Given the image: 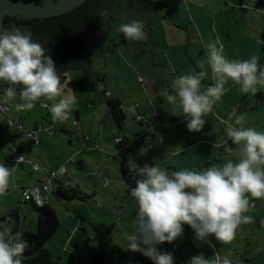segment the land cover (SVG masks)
Here are the masks:
<instances>
[{"label":"rangeland","instance_id":"rangeland-1","mask_svg":"<svg viewBox=\"0 0 264 264\" xmlns=\"http://www.w3.org/2000/svg\"><path fill=\"white\" fill-rule=\"evenodd\" d=\"M154 2L163 15L155 17L151 24L142 18L141 7L138 10L124 4L121 7L115 4L102 16L99 29L89 39L94 45L87 46L90 65L101 83L95 82L83 69L64 71L66 79L61 87L64 95L75 97L76 103L64 121L67 131L58 128L47 137L43 135L45 131L40 130L43 142L38 147L43 156L37 147L29 146L28 136L9 126L6 116L0 115V164L13 169L8 190L0 195L1 216L7 217L21 207L25 225L31 228L36 223L37 212L22 196V189L36 185L45 174L35 172L32 163L55 168L67 162L69 177L77 179L76 184L87 194L85 198L73 200L49 194L46 200L59 219V227L46 247L59 264H153L141 252L128 248L129 237L138 232L139 209L138 202L130 195V188L136 184L126 167L129 158L140 167L147 163L169 173L222 167L229 160L235 163L243 147V142L234 145L229 140L225 144V122L235 126L238 116H243L246 128L249 123H245V118L255 128L264 122V103L256 106L253 103L256 94L243 93L240 85L231 80L225 85L230 90L204 116L206 122L199 132L188 130V117L183 115L179 102L172 104L163 95L165 90L175 95L174 79L200 71L198 62L201 61L208 73L201 82V90L213 83L207 64L210 41L218 39L230 60L258 56L261 64L264 60V0H244L243 7L239 6V0ZM132 20L144 22L146 40H127L118 31L122 23ZM20 87L11 104V115L23 117L27 129L28 121H43V117H49L44 125L52 121L48 110L54 101L45 97L39 98L31 110L15 109L14 105L20 102ZM245 94L246 102H243ZM110 97L120 99L127 115L121 128L109 116L107 100ZM44 103H49L50 107L44 108ZM136 103L140 104V111L146 112L144 121L132 115ZM151 110L161 115L160 123ZM86 136L100 148L89 149ZM116 136L126 140L129 149L119 148ZM195 141L200 142L194 149L187 150L188 144ZM228 145L231 152L225 151ZM115 152L118 154L114 155ZM20 154L26 162L16 163ZM72 156L75 162L71 161ZM204 161L208 166L202 167ZM98 173L100 176L96 175ZM107 181L108 185H104ZM257 209L250 208L243 213L252 216V222L242 223L231 242L221 243L214 235L209 236L208 241L215 248L209 247L208 242L196 240L191 227L183 225V234L174 240L177 245L169 247L175 248V264H188L192 256L200 253L211 259L216 251L221 256L227 255L232 264H264V217L258 216Z\"/></svg>","mask_w":264,"mask_h":264},{"label":"clouds","instance_id":"clouds-1","mask_svg":"<svg viewBox=\"0 0 264 264\" xmlns=\"http://www.w3.org/2000/svg\"><path fill=\"white\" fill-rule=\"evenodd\" d=\"M144 28L142 20H132L122 23L118 31L127 40L141 41L147 39ZM218 44V39L207 44L211 85L201 90V82L208 75L201 61L198 62L200 71L174 79L175 95L167 90L163 93L170 103L179 102L183 115L188 117L189 131H201L206 122L204 116L230 90L225 87L229 80L240 85L243 93L256 94L264 88V65L259 63L260 57L230 60L223 53V45L218 47ZM0 82L7 85L3 89L5 103L11 101L17 87L22 86L20 102L14 105L17 111L31 110L41 97L54 101L50 107L53 121H66L76 103L74 96L64 95L59 71L48 50L27 29H0ZM57 97L61 98L55 102ZM225 123V144L229 140L234 145L243 142L240 158L235 163L229 160L222 167L169 173L147 163L140 167L129 158L126 167L136 184L130 188V195L139 206L138 232L129 237L130 250L141 252L153 264H174V254L157 245L171 243L180 237L184 224L191 227L196 240L208 242L209 247L215 248L208 241L209 236L228 243L235 238L236 229L242 223L252 222V216L243 215L255 207L254 204L250 206L245 194L257 200L264 198V132L244 127L243 116L236 117L235 126ZM225 151L231 152L232 148L226 146ZM19 162L17 158L16 163ZM12 172L13 169L0 164V195L8 190ZM28 247L23 233H14L10 223L0 222V264H23L20 257ZM188 264H232V260L216 251L211 259L205 258L203 253L194 255Z\"/></svg>","mask_w":264,"mask_h":264},{"label":"water","instance_id":"water-1","mask_svg":"<svg viewBox=\"0 0 264 264\" xmlns=\"http://www.w3.org/2000/svg\"><path fill=\"white\" fill-rule=\"evenodd\" d=\"M116 0H0V29L31 31L55 61L58 71L83 69L95 82V70L83 58L84 46L98 21ZM142 18L151 24L163 15L154 0H137ZM244 0H239L243 7ZM1 84V82H0ZM14 231L15 222H9Z\"/></svg>","mask_w":264,"mask_h":264},{"label":"trees","instance_id":"trees-1","mask_svg":"<svg viewBox=\"0 0 264 264\" xmlns=\"http://www.w3.org/2000/svg\"><path fill=\"white\" fill-rule=\"evenodd\" d=\"M115 4L119 7H121L124 4L126 7L135 8L138 10H140V7H141L140 3L137 0H116L112 6H114ZM110 8L108 10H106L107 13L110 10ZM107 13L104 15H107ZM102 16H101V18H102ZM101 18L99 19V21L101 20ZM98 29H99V27H97L96 31ZM89 43H92L94 45V43L91 40H89L86 43V45L84 46L82 56L89 64H92L90 52H89V49H87V46L89 45ZM59 74H60V79H61V84H62L66 79V75L64 74V71H59ZM4 85H5L4 83L0 84V87L2 89V94H3ZM19 87H18V89H19ZM18 89H17V91H18ZM2 94H1V96H2ZM16 95H17V92H16ZM257 97L259 100H261L264 103V93H262V92L258 93ZM15 98H16V96L14 97V100H15ZM13 101H12V103H13ZM107 103H108V109H109L108 110L109 116L112 117L114 119V121L116 122V124L118 125V127L121 128L125 122L127 115L121 106L120 99L116 98V97H110V98H108ZM43 106H44V108H49L50 104L44 103ZM139 106H140V104L136 103L135 109L132 111V115L135 118H137L139 121H144L145 116H146V112L140 111L138 109ZM11 110H12V105H11ZM11 110H10V113H11ZM151 112L154 115L156 121L161 122V115L155 110H151ZM48 113H49V115H52L50 109L48 110ZM6 122H7V120H6ZM74 122H76V121H74ZM60 123L61 122H59V121H53L52 120L50 122H47L46 125L47 124H50L49 126L54 125V131L56 132V130L59 127L61 128ZM44 124L45 123L37 124L36 129L39 126H46ZM9 126H11V125H9ZM13 127H15V126H13ZM15 128L17 130H19L17 127H15ZM25 128H26V126H25ZM26 130H34V129H27L26 128ZM19 131H21V130H19ZM21 132H23V131H21ZM39 132H37V135L39 137V142L37 144H33L32 139L28 137L29 141H30V143H29L30 147L39 148L38 146L41 143V136H40L41 132L40 133ZM55 132H54V134H55ZM23 133L26 135L25 132H23ZM43 135H47L49 137L51 136V135H48L46 133V131ZM86 137H88V138H86ZM86 137H85V139L89 145V149H91V150L97 149L95 147L97 145V143H95L94 141L91 143V138L89 136H86ZM125 142H126V140H125ZM126 144H127L126 147H121L118 143H117V146L119 148H128L129 149L128 142H126ZM73 159L74 160L72 162H75L76 159L74 156H73ZM135 162H137V161H135ZM67 165H68V163H67ZM96 175L100 176L99 173ZM76 183H77V181L75 182L74 185L73 184L72 185L61 184L51 194L56 195L57 198H59V199H65V200H73L76 198H85L87 196V194L82 192ZM46 200H47V198H46ZM30 202H31V206L33 207V209H35V211L37 212V221L34 225L31 226V228H28V226L25 225L24 216L21 215V213H22L21 207L18 209H15L13 211V213L11 215H9V217L7 219L9 221L12 218V220L15 222V227H14L13 232L14 233H16V232L23 233V239H25L29 242V247L25 249V251H24L23 255L20 257V259L22 260L23 264H59V262L57 261V258L54 256L52 251L46 247L47 242L55 235V233L59 227V219H58L57 213L47 203L39 206L38 204H36L32 200ZM3 219L6 220V218H3ZM184 226L187 227V225H184Z\"/></svg>","mask_w":264,"mask_h":264},{"label":"built area","instance_id":"built-area-1","mask_svg":"<svg viewBox=\"0 0 264 264\" xmlns=\"http://www.w3.org/2000/svg\"><path fill=\"white\" fill-rule=\"evenodd\" d=\"M7 85H4V88H6ZM18 89V87H17ZM14 100V98L5 103L4 102V93L0 97V115L6 116L7 123L11 126L17 127L19 130L23 131L26 133V135L32 139L33 144H37L39 142V137L37 135V132L40 130H45L48 135H53L54 134V125L51 126H39L37 129L34 130H26L25 124H24V118L21 116H12L10 113L11 110V103ZM76 122H74L75 124ZM160 123V121L158 122ZM88 138V137H86ZM116 143H118L121 147H126L127 144L125 140L121 137H116L115 138ZM97 149L100 148V146L97 144L95 146ZM20 161L24 162L25 157L20 156ZM73 157L71 161H73ZM135 162V161H134ZM138 164L137 162H135ZM32 167L35 171H41L45 175L41 176L40 180L38 183L32 187L29 188H24L22 190V196H24L25 200L27 201H34L38 205H43L46 201V198L49 196V194L53 193L56 188H58L61 184H66V185H74L75 181H72L70 178L67 179V174H68V167L65 164L58 166V167H51L49 164L41 166L37 163H32ZM131 178L133 179V174H131ZM137 179L139 177H136ZM134 180V179H133ZM135 181V180H134ZM106 185H108V181L105 182ZM248 199L249 203L255 204L254 198L250 196V194H245ZM187 225V224H184Z\"/></svg>","mask_w":264,"mask_h":264},{"label":"crops","instance_id":"crops-1","mask_svg":"<svg viewBox=\"0 0 264 264\" xmlns=\"http://www.w3.org/2000/svg\"><path fill=\"white\" fill-rule=\"evenodd\" d=\"M262 56H264V55H262ZM259 63H260V60H259ZM261 65H264V60L263 61H261ZM260 92H262V93H264V88H262V89H260V91L258 92V93H260ZM258 93H256V100H254L253 101V103H255L256 104V106H260L262 103V101L261 100H259L258 99V97H257V94ZM1 94H2V89H1V87H0V97H1ZM246 96H247V94H245L244 96H243V98H242V100L241 101H245L246 102ZM49 114V113H48ZM76 116L77 117H79V111L78 110H76ZM47 118H49V117H43V121H37V120H33L32 122L31 121H28V125H29V129H36V126H37V124H39V123H45L46 122V120H47ZM175 122H178L179 120L178 119H175L174 120ZM50 122V121H49ZM245 123H249V124H247L248 125V127L247 128H249L250 126H253L252 124H251V122H248L247 121V118H245ZM24 124H25V120H24ZM34 126V127H33ZM60 126H61V128L59 127V129L61 130V131H67V128H66V124H65V122H63V123H60ZM253 128L254 129H256L258 132H264V122L262 123V124H257L256 125V128L253 126ZM40 133V132H39ZM40 136H41V134H40ZM47 137H49V136H47ZM48 139V138H47ZM227 139V138H226ZM226 139H225V141H226ZM92 140V139H91ZM41 142H43V137L41 136ZM200 141H195V142H193V143H190V144H188V146H187V150L188 149H194V147L195 146H197L198 145V143H199ZM148 144H149V141H148ZM183 144H184V142H183ZM184 146H186V145H184ZM228 146H230V145H228ZM214 147H216V146H214ZM40 148H38L37 150H38V152L41 154V156H43V153L42 152H40V150H39ZM181 150L183 151V148L182 149H179L177 152L178 153H180L181 152ZM19 156H23L22 154H20ZM73 157V156H72ZM71 157V158H72ZM19 158V157H18ZM25 162H26V158H25ZM21 163H24V162H21ZM64 164H67V162L66 163H64ZM63 165V164H62ZM59 166V165H58ZM206 166H208V163L207 162H205L204 161V163H203V165H202V167H206ZM223 166V165H222ZM69 174H70V171H69V169H68V176H67V179H71L72 181H75V180H77V179H75V178H71V177H69ZM41 178V177H40ZM40 180V179H39ZM24 184V183H23ZM75 184V183H74ZM104 185H105V183H104ZM23 188H29V187H24L23 186ZM49 197V196H48ZM47 197V198H48ZM250 204V203H249ZM255 207H254V209H256L257 207H258V209H257V214H258V216H260V217H264V198L261 200V199H256L255 200ZM250 206H251V204H250ZM24 216V215H23ZM8 217L9 216H7V217H5V216H1L0 215V222H5V223H9V222H11V221H13L12 220V218L8 221L7 219H8ZM3 218H6V220H4ZM25 219V218H24ZM32 226V225H31ZM30 226V227H31ZM170 245H174V246H176L177 244H176V242H171V243H168V242H165V243H163V244H160V245H157V247L159 248V249H161V250H163V251H166V252H172L174 255H175V248H169L170 247ZM171 250V251H170ZM179 255H177V256H175L176 257V259H177V257H178ZM145 258H147L148 260H151L150 258H148V257H145ZM152 261V260H151ZM175 261L176 260H174V264H175Z\"/></svg>","mask_w":264,"mask_h":264},{"label":"flooded vegetation","instance_id":"flooded-vegetation-1","mask_svg":"<svg viewBox=\"0 0 264 264\" xmlns=\"http://www.w3.org/2000/svg\"><path fill=\"white\" fill-rule=\"evenodd\" d=\"M106 13H107V11H106L104 14H106ZM104 14H103V15H104ZM99 22H100V21H98V25H99ZM98 25H97V27H98ZM1 83H2V82H1Z\"/></svg>","mask_w":264,"mask_h":264}]
</instances>
